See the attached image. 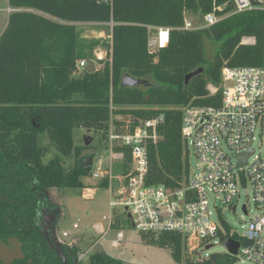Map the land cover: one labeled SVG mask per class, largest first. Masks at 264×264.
I'll return each mask as SVG.
<instances>
[{"label":"trees","instance_id":"trees-1","mask_svg":"<svg viewBox=\"0 0 264 264\" xmlns=\"http://www.w3.org/2000/svg\"><path fill=\"white\" fill-rule=\"evenodd\" d=\"M13 11L0 37V242L16 240L24 256L6 264H62L40 232L45 210L56 208L48 197L52 189L79 188L90 175L76 161V128L107 141L110 128L132 131L141 121L163 116L160 140L149 146L147 185L181 188L190 173L189 150L181 133V106H217L221 92L209 96L207 85H219L224 66H260L263 57L264 12L235 13L230 0H8ZM221 8L219 23L202 30H183L187 13L206 15ZM83 24L111 26L112 62H97L94 73L78 69L93 60L95 45L82 39ZM170 29V44L149 52V27ZM252 38L253 44H243ZM216 42L213 61L207 42ZM98 65V66H97ZM204 72L186 85V76ZM129 77L139 86L123 83ZM143 83V84H142ZM127 115L135 123L119 122ZM46 134L56 155L38 142ZM84 149L88 147L84 146ZM121 168L130 173V152ZM93 157V156H92ZM102 186H106L103 182ZM119 217L115 228H120ZM155 239V238H153ZM169 248L180 264H236L228 254L202 261L187 257L182 234L166 232L156 241ZM78 255L77 247H69ZM89 264H124L106 253L88 256ZM0 264H5L1 263Z\"/></svg>","mask_w":264,"mask_h":264},{"label":"built area","instance_id":"built-area-1","mask_svg":"<svg viewBox=\"0 0 264 264\" xmlns=\"http://www.w3.org/2000/svg\"><path fill=\"white\" fill-rule=\"evenodd\" d=\"M230 1L235 5L233 14L264 12V0ZM220 10L215 7L212 12L195 19L187 17L182 29L209 28L226 17L218 15ZM148 31L151 54L170 44L169 28L150 26ZM242 43L253 44L254 40L245 38ZM106 61L112 62L111 50L93 60L80 61L78 69H85L90 62ZM207 91L211 97L221 92L219 105L189 104L180 109L181 133L188 150L189 146L193 148L196 165L179 189L147 185L149 146L160 140L163 116L141 121L132 131L118 133L110 128L106 141L110 150L107 168H103L104 163L99 158L97 169L93 170V163L91 173L95 179L106 183L110 196V212L102 217L106 225L96 224L95 231L102 239L115 230L116 238L111 241L113 248L122 247L125 238L122 230L115 228L120 217L117 215L123 209L134 229L157 240L166 232L182 234L188 246L196 250L213 247L217 243L215 239L224 245L233 240L240 245L238 253L231 255L227 251V254L236 259V264L239 257L253 264H264V155H257L254 148L256 129L258 125H264V43L260 66H224L220 84L209 83ZM125 150L130 152V173L127 178L123 176V184L116 188L113 185L114 169L119 164L121 172L127 156ZM238 156L246 158V163L240 166ZM246 184H249L253 201L260 210L242 226V233H238L224 220L223 212L229 209L237 213L239 205L236 200L241 197L239 188ZM242 210L249 215L247 205ZM74 228H80V221L74 224ZM67 234L64 233V237ZM86 256V252L79 253L81 259Z\"/></svg>","mask_w":264,"mask_h":264},{"label":"rangeland","instance_id":"rangeland-1","mask_svg":"<svg viewBox=\"0 0 264 264\" xmlns=\"http://www.w3.org/2000/svg\"><path fill=\"white\" fill-rule=\"evenodd\" d=\"M0 4L5 5V0H0ZM12 11L7 9V13ZM195 19L197 15L187 13L186 18ZM3 21V17L0 16V22ZM83 31L82 39L88 43H93L95 49L93 56L105 55L109 51L110 43V28L111 26H99L94 24L81 25ZM218 49L216 42L210 41L206 44V55L209 61H213ZM98 66V65H97ZM143 84V83H142ZM182 108V106H181ZM122 116V115H120ZM89 136L92 142L88 149H84L85 138ZM256 141L254 148L257 151V155H264V125H258L255 133ZM38 142L40 146L46 149L47 153L44 157V163L47 164L55 155L56 151L50 147L49 140L46 134L39 135ZM73 142L75 147L79 148L78 152H73L69 157L65 158V165L67 168L74 166L76 161L83 157L93 156L94 167L97 169V159H101L104 163L103 168H107L110 150L106 141H102L100 137L94 133H87L85 130L76 128L73 132ZM225 150L229 152V149L224 146ZM189 159H190V172L196 165V157L193 148L189 146ZM116 165L114 169V187H119L123 184V175ZM83 184L79 188H70L63 190H52L51 197L53 202L58 204L62 211L61 219L58 224V235L63 243L68 245H77L80 247L79 252H86L87 256L94 253H106L111 257L120 259L124 264H178L174 261L169 248H162L157 244L156 239H153L150 235L144 234L132 227L131 221L126 218V214L123 209H120L117 216L122 217V225L120 230L125 235L123 245L119 249H115L111 246V241L116 238L117 232L112 230L109 236L100 238L95 231L96 224L106 225L103 221V215L110 212L109 209V192L106 186H102V179H95L92 173L81 179ZM240 198L236 200L239 208L237 213L232 210L224 209L223 218L228 223L231 229L238 233H242L243 227L251 220V218L260 210V207L253 201V194L249 184L239 188ZM247 205L250 213L246 215L242 207ZM80 221V228L75 229L74 224ZM64 233H68L64 237ZM217 243L209 250L204 248H195L189 246L187 257L193 262L202 261L208 259L212 255L227 254V247L218 239H215ZM24 253L21 246L16 240H10L9 242H0V261L3 263H10L16 259L23 257ZM180 264H186L182 261ZM237 264H253L244 258L239 257Z\"/></svg>","mask_w":264,"mask_h":264},{"label":"water","instance_id":"water-1","mask_svg":"<svg viewBox=\"0 0 264 264\" xmlns=\"http://www.w3.org/2000/svg\"><path fill=\"white\" fill-rule=\"evenodd\" d=\"M95 69H96V64L94 62H90L85 67L84 70L87 73H94ZM203 72H204L203 68L192 71L191 73H189L186 76L185 84L187 85L192 78H194L195 76H197L199 74H202ZM126 82H128L130 85H137V86H139L141 84V81L135 80V79H132L129 77H125L123 79V83L125 84ZM116 120L119 122H131V123H135L137 121L135 118L127 116V115L118 116L116 118ZM91 142H92V139L89 136H87L85 138V145L84 146H86V147L90 146ZM238 158L240 159V164H239L240 166L243 165L244 163H246V158L243 159L242 156H238ZM93 161H94V158L92 156L87 157L79 163V166L84 171H86L87 173H91V170L93 167ZM0 199L8 201L7 199L2 197L1 195H0ZM128 217H130V215H128ZM56 218L57 217H55V215H52L48 210H45L43 212V221L41 222V226L43 228V234L45 235L50 248H52L56 251V253L61 258L63 264H69L67 257L65 256V253L63 251L62 244L60 243L58 236H57V232H56V228H55L56 222H57ZM194 245H197V243L195 242ZM225 246L227 247V250L231 255H237L240 245L238 242H235L233 240H229L225 243ZM211 248H212L211 246H208V247H206L205 250H209Z\"/></svg>","mask_w":264,"mask_h":264},{"label":"flooded vegetation","instance_id":"flooded-vegetation-1","mask_svg":"<svg viewBox=\"0 0 264 264\" xmlns=\"http://www.w3.org/2000/svg\"><path fill=\"white\" fill-rule=\"evenodd\" d=\"M54 204V203H53ZM55 206H57V205H55ZM50 210H55V212H58V219L60 218V210L56 207V208H53V209H50ZM40 232L43 234V228H42V226H41V223H40ZM56 228V232H57V236H58V239H59V241H60V243L62 244V247H63V251H64V253H65V256L67 257V260H68V263L69 264H89V259H88V256H86L85 258H80L79 257V254L78 255H75V254H73V251L69 248V247H77L78 249H80V247L79 246H77V245H68V244H66V243H63L61 240H60V238H59V235H58V229H57V227H55ZM44 235V234H43ZM44 237H45V235H44ZM45 239H46V237H45ZM46 241H47V239H46ZM20 246H21V244L18 242V241H16ZM48 243V242H47ZM48 246H49V244H48ZM49 248H50V246H49ZM21 249H22V247H21ZM53 252H55L56 253V251L54 250V249H52V248H50ZM23 251V250H22ZM24 253V252H23ZM56 255L59 257V255L56 253ZM24 256V255H23ZM22 258V257H21ZM59 259L61 260V258L59 257ZM1 262V261H0ZM61 262H62V260H61ZM1 263H3V262H1ZM62 264H63V262H62Z\"/></svg>","mask_w":264,"mask_h":264},{"label":"crops","instance_id":"crops-1","mask_svg":"<svg viewBox=\"0 0 264 264\" xmlns=\"http://www.w3.org/2000/svg\"><path fill=\"white\" fill-rule=\"evenodd\" d=\"M5 5L7 6V8L4 7V5H1V4H0V16L3 17V21L0 22V37H1V35H2L3 32H4V30H5L6 27H7L8 19H9V15H10V13H7V15H6V14L3 13V12H7V9H11L10 6H9V1H8V0H5ZM12 11H13V9H12ZM52 190H54V189H52ZM52 190H50V191L48 192V197L50 198L51 202L54 203V202H53V198L51 197V194H50ZM55 191H56V190H55ZM54 204H55V203H54ZM56 205H57V208L60 210V218H59V219L56 218V219H57L56 227H57V229H58L59 221H60V219L62 218V217H61V215H62V211H61L60 207L58 206V204H56ZM48 211H49L52 215H55V217H58V212H55V210H50V209H49Z\"/></svg>","mask_w":264,"mask_h":264}]
</instances>
